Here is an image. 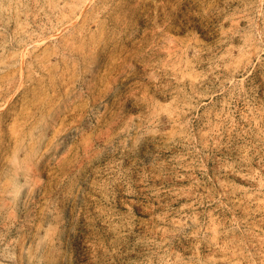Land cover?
I'll return each mask as SVG.
<instances>
[{
  "label": "rangeland",
  "instance_id": "374dc122",
  "mask_svg": "<svg viewBox=\"0 0 264 264\" xmlns=\"http://www.w3.org/2000/svg\"><path fill=\"white\" fill-rule=\"evenodd\" d=\"M0 264H264V0H0Z\"/></svg>",
  "mask_w": 264,
  "mask_h": 264
}]
</instances>
